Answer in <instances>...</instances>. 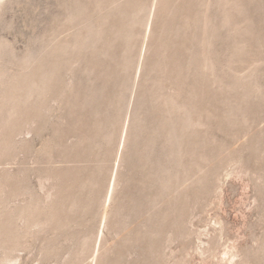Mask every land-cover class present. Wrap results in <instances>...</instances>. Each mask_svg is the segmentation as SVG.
Here are the masks:
<instances>
[{
  "label": "rangeland",
  "instance_id": "374dc122",
  "mask_svg": "<svg viewBox=\"0 0 264 264\" xmlns=\"http://www.w3.org/2000/svg\"><path fill=\"white\" fill-rule=\"evenodd\" d=\"M0 264H264V0H0Z\"/></svg>",
  "mask_w": 264,
  "mask_h": 264
},
{
  "label": "bare ground",
  "instance_id": "6f19581e",
  "mask_svg": "<svg viewBox=\"0 0 264 264\" xmlns=\"http://www.w3.org/2000/svg\"><path fill=\"white\" fill-rule=\"evenodd\" d=\"M233 255V254H232Z\"/></svg>",
  "mask_w": 264,
  "mask_h": 264
}]
</instances>
